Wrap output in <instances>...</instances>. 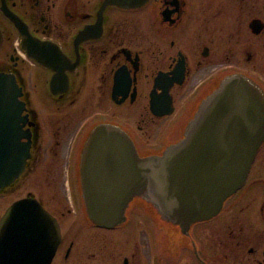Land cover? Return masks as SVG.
<instances>
[{"label":"flooded vegetation","instance_id":"af4514ba","mask_svg":"<svg viewBox=\"0 0 264 264\" xmlns=\"http://www.w3.org/2000/svg\"><path fill=\"white\" fill-rule=\"evenodd\" d=\"M0 37V73L20 89L6 150L28 154L0 189V219L18 200L40 206L47 264H264V143L244 186L185 229L140 197L120 224L94 223L81 176L100 124L159 155L224 77L264 91V0H0Z\"/></svg>","mask_w":264,"mask_h":264},{"label":"water","instance_id":"95a60500","mask_svg":"<svg viewBox=\"0 0 264 264\" xmlns=\"http://www.w3.org/2000/svg\"><path fill=\"white\" fill-rule=\"evenodd\" d=\"M19 95L14 77L0 73V189L24 169L28 156L17 163L6 150ZM263 143L264 91L240 73L224 77L201 100L182 138L159 155L140 156L123 130L100 124L81 157L87 214L113 227L140 197L163 219L188 228L217 215L244 185ZM51 225L33 201L13 203L0 219V264H47L56 245Z\"/></svg>","mask_w":264,"mask_h":264}]
</instances>
